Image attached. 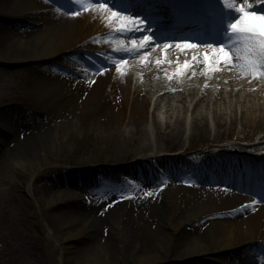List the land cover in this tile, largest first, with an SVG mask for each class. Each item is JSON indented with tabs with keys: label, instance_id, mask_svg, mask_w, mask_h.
I'll list each match as a JSON object with an SVG mask.
<instances>
[{
	"label": "bare ground",
	"instance_id": "6f19581e",
	"mask_svg": "<svg viewBox=\"0 0 264 264\" xmlns=\"http://www.w3.org/2000/svg\"><path fill=\"white\" fill-rule=\"evenodd\" d=\"M106 1L0 0V69L24 63L33 66V85L39 95L34 108L48 112L50 117L47 124H36L21 111L19 116H15V119L20 117V125L39 131L36 132L38 139L21 149L20 160L14 161V172L25 177L23 184L27 194L32 192V185L38 182L42 170L51 166V173L60 171L65 176L73 175L76 180L84 175L91 182L93 179L96 182V176L103 171L107 174H100V180L107 185H118L117 172L120 174L126 165L129 172L140 170L153 176L152 171L142 167L143 164H176L178 167L169 166L168 174L173 173L175 179L181 181L184 179L182 182L186 185L156 192L160 203L151 195L140 200L128 198L131 202L127 204L131 207H126L125 202L122 204L124 207L115 208L114 212L105 215L104 224L111 231L105 238L106 247L101 246L99 251L95 247H99L102 241L94 240L100 231L99 220L72 207L90 199L87 194L80 190H59L49 196H36L35 190L33 195L39 210L49 213L47 217L52 224L49 234L62 252V263L264 264V196L250 201L235 194L232 188L237 190L249 185L246 190L250 191L252 176L246 174L242 178H247L243 179L231 177V173L240 169L244 171L249 165H264V79L258 74L253 77L243 72L235 57L229 62L223 56L217 59L214 55L211 68L209 62L214 56L209 62L204 58L200 64L198 57L204 54L203 44H198L201 50L177 46L178 41L163 47L162 44L166 43L158 44L156 37L145 39L144 33L158 18L149 16L142 25H133L131 21L125 24L127 14L117 19L113 15L116 10L99 8V4ZM231 1L241 3L243 0ZM252 3L257 8L255 0H250ZM135 9H139L137 4ZM118 23L128 29L140 27L142 30L117 31L113 24ZM193 32L201 30L186 27L173 34L181 40L191 37ZM116 35L124 40L116 43ZM197 36L190 40L199 42ZM130 39H134V46L127 48ZM89 49L100 51L91 55L81 51ZM134 62L136 70L132 71L130 65ZM188 63L192 65L189 72L185 70L182 76L169 79L178 64L183 71ZM196 66L195 75L190 77ZM188 82L193 87L197 85V89L196 93L193 91L186 97L182 89ZM204 83L207 87L202 90ZM229 87L230 92L226 93ZM160 92L163 94L157 99L159 104H155L158 112L166 108L170 119L174 116L171 113L174 108L183 107L187 114L194 108V112L189 134L181 115H177L172 123L162 121L158 114L152 116L154 130L163 137L165 144L158 150L159 154L154 152L159 146L155 147L149 140L151 131L146 123L154 97ZM227 94L236 99L237 112L240 104L246 108L250 106L243 110L244 114L260 112L259 124H250L245 132L236 133L233 125L236 121L230 118L231 115L217 111L215 116L220 118L216 121L217 129L212 130L208 116L199 111L205 105L213 109L211 97L216 96V102H220ZM195 100L198 102L192 107ZM162 125L165 126L164 133ZM62 127L69 129L64 137L68 139L66 141L70 142L75 137L77 143L85 142L88 146L83 156L72 157V147L58 145V132ZM7 132L15 131H11L7 118L0 115V152L8 143L4 137ZM234 137L253 139L251 143L242 145L230 142L220 146L222 140ZM219 148L243 153L225 154ZM163 149L175 152L165 153ZM53 150L61 153L57 162L50 156ZM6 153L7 148L1 159ZM97 153L105 155V165L94 158ZM213 163L221 169L226 187H205L218 192L209 198L196 182L210 176L199 174V168ZM55 165L58 167L54 168ZM185 169L191 171L188 175L195 171L197 174L193 176L199 179L193 182L191 176L184 178ZM57 185L55 188L60 187ZM41 188L45 190L46 184L43 183ZM183 194H187V202L175 220L168 223L164 212L168 198L177 201ZM116 199L123 201V196L119 193ZM127 210H130L128 214ZM124 214L127 218L122 220ZM129 224H132L131 230L142 229V240L135 243L131 240ZM256 249L263 250L262 258L254 256V252L250 255ZM83 257L85 259L81 263L79 260Z\"/></svg>",
	"mask_w": 264,
	"mask_h": 264
},
{
	"label": "rangeland",
	"instance_id": "374dc122",
	"mask_svg": "<svg viewBox=\"0 0 264 264\" xmlns=\"http://www.w3.org/2000/svg\"><path fill=\"white\" fill-rule=\"evenodd\" d=\"M210 47H212V50L210 51L215 53L216 50L220 47V45L217 46V48L214 45H211ZM210 51L205 52V55H208V59L212 55ZM221 56L222 53L221 55H218L216 57L219 58ZM199 60L201 62V58H199ZM3 68H5V70L0 69V112L5 109V111H3L4 116L10 122L11 131L15 132L12 136L10 135V133L12 132H9V136L6 140V142L8 143H5V146L2 148L3 151L7 148V153L6 155H4L3 159H1L3 151L0 152V264H63L61 261L62 252L59 249L58 244L51 238L49 234V227L52 228L51 219L47 217L49 213L44 210L42 212L39 210V205L36 200V196H45L46 194L49 196L55 191L59 190H70L72 192L77 191V180L74 179L73 175H62L60 171H58L57 174L51 173V166L42 170V172L39 174L40 176L38 177V182L32 185V188H34L31 193L27 194L24 190L23 180L25 181V177H23L16 171L14 172V161L20 160L19 156L23 147L27 146L32 141L38 139L36 132H38L39 130H34L31 128L29 129L23 125H20V117L18 119H15V116H19V111H21L26 116H28L29 119H32V114H34L38 118H34L32 121H30L36 124H47L49 122L50 117L48 112L37 110L34 108V104L39 98V95L34 88L35 85H33V80L35 78L34 67L24 63ZM27 69L28 74L26 73ZM196 69L197 68L195 67L190 77H193ZM184 72L185 70L180 71L178 68L177 72H175L178 74H176L174 77L182 76V73ZM191 84V82H188L184 83L183 85L182 90L185 93L186 97H188L193 91L194 93H196L197 85H194L193 87ZM206 87L207 84L204 83L201 89L203 90ZM235 91L237 92V90ZM229 92L230 87L227 88L226 93ZM160 95H158V97ZM158 97L156 96L154 101L152 102L153 105L150 107L149 120L146 125L151 131L149 140L154 143L155 147L159 146V148L154 149V152H158L160 154L158 150H160V148L165 147L164 139L163 137H159L155 132L153 127L152 116L158 114L162 121L168 120L172 123L177 118V115H181L183 116L182 119L185 122L184 128L186 129V133L189 134V127H191V119L193 117L192 113L194 112V108L190 109V112H188V114L186 113V109L183 107L182 109L174 108L172 110L173 112H171L174 116L170 119V117H168V115L166 114L167 109L164 108L163 105V108L159 112L155 108V104H159V101L156 100ZM244 97L245 95H243V99ZM191 98H189V101H191ZM225 99L220 102H216V96H213L211 97V108L213 109H208L207 105H205L203 109L199 111L203 112L204 115L208 116L209 126L212 130L217 129L216 121L220 118L219 116H215V112L217 111L221 114L226 113L228 115H231L230 118H233L236 121V124H233L236 127V133L245 132L247 130L246 128H250L248 127L250 124L254 126L259 124L258 120L262 116L260 112L244 114L243 110L246 111L247 108H249L250 106L246 108L242 104H240L239 111L237 112L235 108V104L237 103L236 99H231L228 94L226 95ZM195 102H198V100L193 101L192 107L195 106ZM200 106L198 108H200ZM225 118L226 116H224V119ZM230 118H228L229 123L231 122ZM224 119L222 118L221 120L225 122ZM162 124L164 123L162 122ZM126 128H129V126H126ZM47 129L51 130L50 127H48ZM68 130L69 129L64 127L58 132V145L62 146L63 144H65V147H72V157H79L81 155L83 156V152H86L88 150V146H85V142H82L81 144L77 143L75 137H73L70 142L66 141L67 138L65 139L64 137H66ZM162 132H165V126L163 125ZM188 134L185 135L184 138H186ZM16 136H18V138ZM163 136L165 135L163 134ZM252 139V137L240 139L234 137L232 139L222 140V144H227L231 142L238 145H242L244 143H251ZM168 150L170 149H163L165 153L175 152V150ZM88 152H90V149ZM247 154L250 155V153ZM60 155L61 153L57 152L56 150H53V152L50 154L54 162L58 161ZM94 158H98L100 162L105 165L103 163L105 160L104 154L97 153V156H94ZM125 164L126 163H124V165ZM57 167L58 165H55L54 168ZM43 183L46 184L45 190L41 188ZM56 184H58L60 187L55 188ZM35 190L36 193L34 192ZM94 190L95 189L92 188L90 184L84 185L80 189V191L91 193V203L84 201L82 205H73L72 207L75 210L82 212L83 214L93 216L94 218H96L97 221L99 220L98 222L100 225V231L94 237L95 242L96 239L102 241L99 247H95L96 251H99L102 248L101 246L106 247V244L104 243L106 241L105 238L107 237V232L111 231V229H108L109 227L104 224V215H108L109 213L114 212L115 208L120 209L125 205H122V203L118 204L119 202L111 204L110 197H104L98 194L97 192H94ZM33 193H35L36 196H34ZM129 194H131V196H134L137 193ZM206 195L211 196V194L207 193ZM117 196L118 195H116L114 199H116ZM187 198V194L181 195L177 201H171L168 198V203L165 204L164 207V212L167 213V218L165 219V221L167 220L168 223H172L175 220L177 214L182 210L184 204L187 202ZM155 199L158 203L161 202L160 199ZM129 212L130 210H127V214ZM126 218L127 217L125 214L123 217H121L122 220ZM131 225L132 224L128 225V231L131 240L134 243L137 240H142V229L139 230L138 228H133L131 230ZM154 228L156 227L154 226ZM94 240H91L90 242L93 243ZM122 252L126 256L125 251ZM257 255L260 254L257 253ZM84 259L85 257L81 258L79 261L82 263Z\"/></svg>",
	"mask_w": 264,
	"mask_h": 264
},
{
	"label": "snow or ice",
	"instance_id": "6c2138e0",
	"mask_svg": "<svg viewBox=\"0 0 264 264\" xmlns=\"http://www.w3.org/2000/svg\"><path fill=\"white\" fill-rule=\"evenodd\" d=\"M76 2L79 3L80 0H76ZM221 2L224 3L225 7L234 9L238 12L239 16L234 21L229 20L227 22L225 31L222 34L224 38L213 42L214 44L218 43L220 45L215 55L218 56L222 53L223 57L229 62L235 57L239 61L238 66L243 72L253 77L258 74L260 78L264 79V0H256V4L262 6L260 9H257L250 3H235L230 2V0H221ZM99 8H105V4L100 3ZM108 11H111V9H108ZM113 15L116 16L117 19H120L124 14L113 13ZM124 20L125 24L127 21H131L133 25H142L144 23L143 19L134 18L132 16H126ZM257 22H260L259 26ZM141 30L140 27H134L132 29H128L127 27L121 28V31L125 32H139ZM164 39H167V37H164ZM160 42L163 43V39H161ZM199 43L204 44L207 42L200 41ZM177 46L190 48L195 47L196 44H194L190 38H184L177 42ZM225 49H227V51H225ZM205 59L206 62H209L207 57ZM214 61L215 56L209 62L210 68ZM148 195H153V193L149 192Z\"/></svg>",
	"mask_w": 264,
	"mask_h": 264
}]
</instances>
